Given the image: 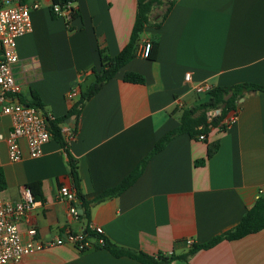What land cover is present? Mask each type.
<instances>
[{"label":"crops","instance_id":"obj_1","mask_svg":"<svg viewBox=\"0 0 264 264\" xmlns=\"http://www.w3.org/2000/svg\"><path fill=\"white\" fill-rule=\"evenodd\" d=\"M37 1L39 7L30 11L31 31L16 40L14 74L21 83L19 97L28 99L33 90L41 110L60 117L92 81V70L99 69L98 51L113 56L127 44L137 0H75L71 6L77 14L69 24L62 16H51L52 0ZM155 35L158 50L150 60L141 55V47ZM127 72L141 74L144 82L125 81ZM186 72L190 82L184 79ZM199 83L209 88L264 85V0H175L159 28L151 21L144 27L133 58L84 102L77 118L70 115L62 124L85 200L121 182L179 125L183 109L207 100L208 90L193 89ZM71 88L77 94L69 98ZM211 110L219 112L209 109L206 115ZM233 112L231 124L211 128L203 139L198 137L202 133L171 137L150 155L130 186L91 203L88 215L77 218L57 197L60 185L74 186L66 153L52 137L39 157H30L21 140L17 161L8 158L0 142V195L16 201L22 187L39 182L40 198H34L35 205L17 225L20 232L34 227L43 241L86 228L94 241L90 226H99L119 247L153 257L181 255L232 229L264 188V89L242 92ZM9 127V116L0 115V132L6 134ZM214 142L218 147L207 156ZM5 264L144 263L102 247L80 251L65 240ZM171 264H264V228L221 239L185 262Z\"/></svg>","mask_w":264,"mask_h":264},{"label":"trees","instance_id":"obj_2","mask_svg":"<svg viewBox=\"0 0 264 264\" xmlns=\"http://www.w3.org/2000/svg\"><path fill=\"white\" fill-rule=\"evenodd\" d=\"M75 0H52L49 6L51 16H57L53 11L52 5H58L64 8L67 4L74 2ZM175 0H137L135 19L130 34V38L127 44L116 54L110 56L105 50H99L100 66L97 71L92 70L94 77L92 81L87 85V87L80 91L79 98L73 101L66 112V114L60 117H47V126L51 133V137L58 143L62 150L66 153L69 173L72 178L73 186L76 190V195L79 200V208L81 213L78 215H88V206L107 197L116 195L125 190L130 186L136 178L139 176L144 168L150 155L157 150H159L171 137L178 133H187L191 137L197 134H207L209 130L213 127H218L224 129L226 123L224 122L227 115L232 111H235L237 100L242 95L244 91H254L258 89H264V85L256 83H239L230 86H213L207 91L208 98L205 102L200 103L196 106L185 108L182 110L179 125L173 130L166 133L160 140H158L152 150L136 165V167L116 186L103 191L98 197L92 201H87L83 198L79 191V178L76 168V160L70 154L66 140L63 136L62 124L64 120L70 115H75L77 118L85 101L91 98L104 84L107 82L116 71L133 58L136 52V47L139 39V35L143 31L144 27L148 24L159 28L168 12L172 8ZM154 8H162L161 11L155 13V15L150 18L151 11ZM70 15L68 18H64L66 24H69L72 17H74L77 12L73 7H70ZM150 48L146 58L154 60L156 58V53L158 50L159 37L155 35L153 39L149 41ZM123 79L128 82L143 83L144 78L141 74L135 72H127L124 74ZM20 101L26 102L30 105L42 109V103L39 99L38 94L31 90L30 97L24 99L19 98ZM209 109H218L219 112L212 117L210 121H207L206 111ZM72 134L77 130L76 122L71 126ZM218 147V142H214L208 146L207 156H210L215 152ZM1 181V177H0ZM33 197L35 199L40 198V184L38 181L30 182L26 185ZM264 228V188L261 191V195L255 200L254 204L246 210L240 221L230 230L224 232L223 234L213 237L209 241L201 244H193L190 248L181 255L172 254H162L159 253L155 257L148 255L142 251H134L130 249H125L119 247L110 241H108L103 235L95 234L94 241H91L93 248L102 247L108 249L113 255H128L134 259L141 261L144 264H171L172 262H185L186 258L196 252L201 248H208L221 239H235L241 237L247 233L254 232ZM86 236L93 235L89 232V229L84 231ZM91 234V235H90ZM98 238L102 239L100 243ZM90 239V238H89ZM86 251V250H84Z\"/></svg>","mask_w":264,"mask_h":264},{"label":"built area","instance_id":"obj_3","mask_svg":"<svg viewBox=\"0 0 264 264\" xmlns=\"http://www.w3.org/2000/svg\"><path fill=\"white\" fill-rule=\"evenodd\" d=\"M39 2L30 0H0V115H7L10 118V127L6 134L0 132V142L6 145L7 156L11 161L21 158L20 141L24 140L27 153L30 157H39L42 154L43 145L50 140L51 133L47 126V117L50 114L44 113L40 108L20 101L21 83L16 79L14 67L18 62L16 52V40L19 36L30 32L32 23L30 11L37 9ZM57 16L68 18L70 15L71 3L64 8L52 5ZM150 48L149 41H145L141 47V55L146 57ZM184 79L190 82V73L184 74ZM197 92L209 90L205 84L193 85ZM77 94L75 88L67 92L69 98ZM215 115L211 110L207 113L210 121ZM236 118L232 112L226 119V125L231 124ZM204 138L203 134L198 136ZM57 197L66 202L67 211L71 218L79 215V200L74 187L66 184L59 186ZM35 205V199L27 186L20 190V198L16 201L5 200L0 195V264L18 262L24 255L38 251L55 244H62L65 240L80 250L93 248L91 239L85 232L69 233L65 238H56L52 241H43L36 238V229L29 227L20 232L17 223L23 219ZM94 233L103 234L99 226L91 227ZM101 243L102 239L98 238ZM191 244L190 240L186 241ZM170 254V253H169Z\"/></svg>","mask_w":264,"mask_h":264},{"label":"rangeland","instance_id":"obj_4","mask_svg":"<svg viewBox=\"0 0 264 264\" xmlns=\"http://www.w3.org/2000/svg\"><path fill=\"white\" fill-rule=\"evenodd\" d=\"M30 0H28V2H29ZM162 10V8H160V9H158V10H154V12L152 13V17L155 15V13H157V12H159V11H161Z\"/></svg>","mask_w":264,"mask_h":264},{"label":"water","instance_id":"obj_5","mask_svg":"<svg viewBox=\"0 0 264 264\" xmlns=\"http://www.w3.org/2000/svg\"><path fill=\"white\" fill-rule=\"evenodd\" d=\"M79 212H81V210L79 209Z\"/></svg>","mask_w":264,"mask_h":264}]
</instances>
